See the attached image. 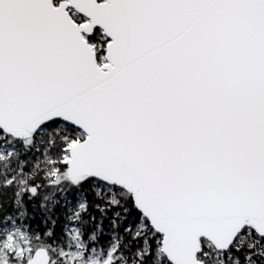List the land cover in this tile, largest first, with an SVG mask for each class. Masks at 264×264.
<instances>
[{"label":"snow or ice","instance_id":"6c2138e0","mask_svg":"<svg viewBox=\"0 0 264 264\" xmlns=\"http://www.w3.org/2000/svg\"><path fill=\"white\" fill-rule=\"evenodd\" d=\"M0 264H264V0H0Z\"/></svg>","mask_w":264,"mask_h":264}]
</instances>
